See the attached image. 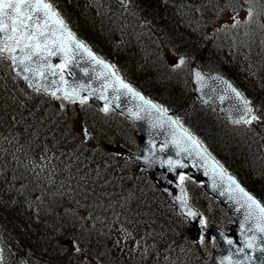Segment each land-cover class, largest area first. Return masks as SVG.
<instances>
[{
    "label": "trees",
    "instance_id": "16d2710c",
    "mask_svg": "<svg viewBox=\"0 0 264 264\" xmlns=\"http://www.w3.org/2000/svg\"><path fill=\"white\" fill-rule=\"evenodd\" d=\"M50 1L54 5L64 7L60 12L69 27L98 53L101 52L97 44L87 41L90 37L88 33L95 32V22L99 21L100 25L111 28L117 20H121L116 17L111 21L109 15L102 18V22L99 18L94 20L90 14L91 9L84 4V0ZM133 1L147 25L143 27V30L148 32L145 35L146 51H142L141 55L148 54L146 60L153 66L148 68L146 65V78L140 82L137 79H130V83L169 111L180 115L185 104L179 100L178 94L184 95V92L180 91L181 87L178 89L173 86L175 81L172 82V78L165 73L166 65L162 58V49L168 46L185 52L207 70L223 73L241 90L247 92L240 84V78L235 74L238 56L235 55L233 62L229 58L234 69H228L219 49H210V45L217 48L218 44L222 47L220 44L223 42L219 38L216 41L203 40L198 32L202 20L208 19L206 16L210 15L208 11L220 8L221 0H188L193 4L191 7L185 3V0ZM106 2L109 3L114 14L122 13L113 1L106 0ZM78 5L84 6L79 9ZM126 21L135 27L139 26L137 21L128 19ZM221 50L223 55H226L227 50ZM124 52L128 59L123 62V66L136 78L142 71L139 70L140 57L135 59L130 51ZM115 64L121 75H127L120 64ZM14 82L7 86L6 83L0 84V91L4 93L6 99L0 101V132L6 128L1 108L2 104L7 102L16 110L20 108V112L17 113L18 119L14 120L16 125L19 124L17 135L19 138L16 146L6 151L2 159L6 160L5 164L8 167L14 168L13 164H15V168H20L17 162L27 157L49 154L51 166L55 170L54 182H58L57 186L61 184L58 189L56 187L29 189L24 192L23 197L26 200L36 196L35 203L39 208L41 219V225L37 228L44 225L45 230L43 233L37 229L41 243L36 239L31 240L35 233L28 236L19 235L18 239L25 241L27 246H30L32 241L35 248L38 245L49 247V253L55 254V257L46 259L49 254L40 251L43 260L46 259L45 264H73L64 253V246L69 238L85 248L88 251L87 255L99 254L98 264H113L111 255L117 249V252L122 251L126 249L125 246L130 245L143 249L141 253L144 256L149 253H163L164 259L168 262L172 260H177L179 264L192 260L196 262L188 258L189 255L184 252L191 251V246L194 245L188 241L185 231L173 220L177 218L182 220L180 215L166 203L161 193L149 182L146 174L114 154V145L110 140L116 138L122 130L118 128L117 131L114 127L113 123L117 121L94 111L86 102H62V107L57 108L56 102L41 92H29L18 81L14 80ZM9 85L23 90L24 98L21 104L12 96L13 93L8 89ZM256 87L257 90L254 88L253 92H247L246 96L253 106H259L264 110V89ZM188 89L191 91L190 86ZM199 113L196 112L192 120L188 117L182 123L205 142L220 162L239 174L253 178L257 175L264 177V152H258V144L252 148V136H250L251 142L242 143L241 138L225 130L224 123L219 124L217 116ZM113 117L123 120L114 114ZM81 122L84 130L78 131V123ZM238 173L236 174L239 175ZM260 189L264 192L263 183ZM255 193L261 196L260 193ZM23 226L27 233L28 225ZM21 227L22 225L12 222L4 229L17 232L22 230ZM113 239L115 244L112 242ZM110 246H113L112 249ZM205 262H207L205 264H214L212 259Z\"/></svg>",
    "mask_w": 264,
    "mask_h": 264
},
{
    "label": "water",
    "instance_id": "95a60500",
    "mask_svg": "<svg viewBox=\"0 0 264 264\" xmlns=\"http://www.w3.org/2000/svg\"><path fill=\"white\" fill-rule=\"evenodd\" d=\"M116 1L125 5L124 0ZM38 16L41 26L47 20L48 30L56 32V36L50 37V39H57L58 44L61 41L68 42L67 32L69 30L66 27V31L61 33L60 25L56 23L57 19H60L58 15L46 18L43 13H39ZM75 38L79 41L77 37ZM54 50L57 51V54L48 57V60L52 65L63 64L66 58L65 53L58 47ZM91 53L99 58L94 52L91 51ZM16 55H20L18 49ZM68 55L72 59L65 66L72 76H69L66 70L57 68L55 75L46 71L44 77L37 75L33 78L32 73L23 71L21 66L14 64L10 59L8 60L11 62L12 72L30 90H40L50 98L62 96L65 100L74 101L82 100L86 96L90 103L99 109L108 105L131 118L139 128L141 139L139 153L136 155L126 154L134 158L140 166L145 167L152 178L157 179L158 187L169 202L191 220L193 226L188 231L191 237L197 239L198 223L201 217L186 202L183 189L177 184L179 173H186L197 181L203 182L204 189L219 199L235 220L236 225L230 227V234L215 227L210 230L220 245L219 251L213 252L216 264H262L264 253L260 252V248L264 247V234L255 228L259 210L253 206L254 214L247 215L249 209L245 204L246 198L241 196L235 185L229 180V176L221 171V168L202 149L198 141L180 127L173 114L164 113L157 105V107H153L155 104L132 86L131 88L138 95L121 87L120 81L126 82L117 74L110 62L99 58L105 64L112 66L105 68L98 64L85 48L77 49L75 45L71 46ZM6 56L7 54L4 58ZM33 59L36 58L33 57ZM25 76L29 79L25 80ZM61 76L63 80H61ZM222 81L230 83L219 74L206 75L196 67H192V85L196 96L202 103L212 107L230 123H235L237 120L244 122L245 119H249L252 113H244L241 99L236 97L227 84ZM53 92L55 95L52 94ZM65 92L69 93V98H65ZM102 93L106 98H101ZM242 116L243 118H241ZM189 136L192 139H189ZM159 144L165 146L164 153L158 152ZM235 181L237 182L236 179ZM254 199L257 200L255 197ZM189 210L197 215L195 217L188 216ZM229 240L232 241V244L228 243ZM248 243L254 247H248ZM16 264L25 263L18 256Z\"/></svg>",
    "mask_w": 264,
    "mask_h": 264
},
{
    "label": "rangeland",
    "instance_id": "374dc122",
    "mask_svg": "<svg viewBox=\"0 0 264 264\" xmlns=\"http://www.w3.org/2000/svg\"><path fill=\"white\" fill-rule=\"evenodd\" d=\"M98 3H99L98 0H84V4L86 6L94 5L95 9L97 10V12L92 10L94 13V17H96V19L99 18L100 22H102V18L106 17V15H107L108 7L100 6ZM83 6L84 5H78L77 7L79 9H81V8H83ZM92 11L90 10V14ZM109 17H110V19H113L112 15H110ZM246 17H247V14L243 11L242 12H236V11L226 10L222 21L215 26V29L216 30L228 29V28L232 29L234 26L238 25V22L245 20ZM97 28L98 27H96L95 31L97 33H99ZM109 31H111V28L105 27L104 32L99 34V35H101L100 42L103 43L102 44L103 46L105 45V47L113 49V50H111V52H112L111 54H116L115 51L117 50V46H119V44H118L119 41L113 39L115 41L114 42L109 37H106L104 40V36H106L105 34H109ZM209 32H211V30H209ZM239 33L241 35L240 30H239ZM136 35H138L137 32L135 34L130 33V36L132 38V40H131L132 43L135 41ZM130 36L124 42H126L127 40L130 41ZM159 42H162V41L159 40ZM134 46H135V48L137 47L136 44H134ZM140 46H141V44L136 49H133L131 47V51H133L134 55H137L140 57L139 59L141 60V62H140L141 69L144 71L142 73V76H140V75L137 76L138 79H142L143 77H146L145 74H147V72L145 71V67L149 62L148 60H146L145 57H143L141 54H139V47ZM105 52L106 51H104V53ZM115 56L117 57L118 54H116ZM164 56L166 58L167 65L168 66L170 65V67H172V69H175L177 71H183V72L187 71L188 65L190 63L189 57H186V56L181 55L179 53H175L174 51H171L170 49H166V48L164 50ZM124 60H125V57L122 60L118 59V61L120 63ZM181 60L184 61L183 64L180 63ZM150 61H152V59H150ZM142 63H144V64H142ZM4 69H6L5 65L2 62H0V71H2ZM244 69H245L244 72L246 74L245 76L247 77L246 78L247 80L255 78L253 74L250 75L251 69L248 66L244 67ZM186 73H189V72H186ZM185 76L186 75H184L182 78H184ZM187 76H188V74H187ZM250 89H252V86L250 87ZM56 106H58L57 108H59V104H56ZM2 110H3V108H2ZM17 119H15V120H17ZM10 120H13V119L10 118ZM10 120H8V121H10ZM129 126H130L131 130L129 127L128 128L126 127L125 129H123L121 131L120 135H118L119 136L118 138H115V139L112 138L110 140L112 145H116V146L121 147L120 142H122V143L124 142V144H128L129 146L131 145L129 143V139L128 140L125 139L126 135H128V134L131 135V138H134V140H135L138 133H137V130L135 127H133L131 125H129ZM81 130L83 131V128H81ZM131 143H133V142H131ZM4 160L5 159L1 158L0 163L3 164ZM13 167H15V164H13ZM1 169L4 171V164L1 166ZM6 171H9V169L7 168ZM10 171H11L10 174L14 175V168ZM6 176H7V174H6ZM7 177H9V176H7ZM23 178H24V172L21 170H18V179L16 181H14L15 184L11 183L10 181H8V179H6L0 175V218H1V220H0V249H3L2 255H3V263L4 264H14L13 258L15 257V255H14L15 250L17 248L18 249L23 248L22 242L20 240L17 242V238L14 237L15 236L14 230H11L13 232L11 234L12 237L9 236V232H11L10 230H8V231L4 230V227L6 225H8V224L11 225L12 222L18 223L19 226L22 225V227H23V228L21 227L22 230L18 231L17 234H20V235L23 234V236L24 235L28 236V235H32L35 233V235L31 238V240L33 241L36 239L40 243H41V239L38 238L40 234L37 232V229L41 230L43 233L45 230V229H43L44 225L39 226V228H37L38 225H41L40 211H39L37 204L35 202L31 203V205H30L31 207H30L29 206L30 202L28 200H23L21 197L13 196L10 193L11 188H9V187L13 185L12 189L16 190L19 187V185H18L19 182H21L23 180ZM17 190H19V189H17ZM191 196H192V198L194 197V199L196 201V205L198 206L197 208L200 211H202L206 216H209L211 219H215V221L222 224V222L225 220V214L218 207V205L216 203H214V201H212L208 197L203 196V194H200L198 191V188H192ZM16 202L21 203L22 204L21 207L18 208V206L15 204ZM27 219H28V222H26ZM21 222H22V224H20ZM24 224H27L29 227L28 228L29 231L27 233L24 230L25 229L23 226ZM41 238H43V237L41 236ZM69 241H71V244H69ZM31 242H30V244H31ZM76 244H77L76 242H74L71 238H69L67 245H73L71 247H74ZM130 247H132V246H130ZM40 248H41V246L38 245L37 248L32 247V248H28L26 250V254L28 255L27 257H28L30 264H41V261L39 262V259H42V258H40L42 251H45L49 254L46 259H51V258L55 257V254L53 255L52 253H49L48 250H46V249H43L40 252L38 250ZM69 248L70 247L67 246L65 248V250H70L72 253L75 252V249H73V248L69 249ZM212 249H213V241L211 240V237L207 234V232H205V233L202 232L201 241H200L199 247L197 248L198 255L200 253V255H202V257L204 259L208 260V258H210V254H211ZM28 251H31V252H28ZM64 253L66 254V252H64ZM136 255L138 256L140 254L137 253ZM71 258L73 259V256H71ZM79 260L84 261L85 259H84V257L81 256V258Z\"/></svg>",
    "mask_w": 264,
    "mask_h": 264
},
{
    "label": "snow or ice",
    "instance_id": "6c2138e0",
    "mask_svg": "<svg viewBox=\"0 0 264 264\" xmlns=\"http://www.w3.org/2000/svg\"><path fill=\"white\" fill-rule=\"evenodd\" d=\"M39 13H43L46 18L58 15L54 12L52 5L47 3V0H0V57H4L5 54H7V59H10L14 64L21 66L23 71L32 73L33 78L37 75L44 77L46 71L55 75V70L57 68L63 70L64 66L72 59V57L68 55L69 49L72 45H75V48L77 49L85 48L88 54L92 56L98 64L103 65L105 68L112 67L95 57L91 53V50L87 49L82 41L76 40L74 34L70 31L67 32L68 42L61 41L58 44L57 39H50V37L56 36V32L48 30L49 25L47 24V20H45L43 26H41L39 23ZM252 14V10L249 9L250 19ZM56 23L60 25L61 33L66 31V26L64 25L63 20L57 19ZM57 47L65 53L66 58L63 64L52 65L48 60V57L57 54V51L54 50ZM17 49L19 50L20 55H16ZM33 57L36 59L34 60ZM180 63L183 64L184 61L181 60ZM17 74L19 75V73ZM113 75H115V73H113ZM24 79L28 80L29 77L25 76ZM61 80H63L62 76ZM224 83L227 84V87L231 89L236 97L241 99L244 106V113L250 114L252 109L248 106L249 102L244 99L241 93L230 83ZM120 86L128 89V91L132 92L134 95H138L130 85L123 81H120ZM52 94L55 95V92ZM65 98H69V93L65 92ZM101 98H106L103 93L101 94ZM145 102L148 103L147 101ZM153 107L157 106L153 105ZM105 111H107V108H105ZM241 118H243V116ZM256 119L257 117L253 115L250 116L249 119H245L244 122L250 123L252 120ZM236 122L239 123L240 121L237 120ZM189 139H192L191 136H189ZM169 163L171 164L172 162ZM221 171H223L222 166ZM229 180L235 185L241 196L246 198L245 204L249 209L247 215L251 216L254 214L255 209L259 210L255 228L258 229L261 234H264V205H261L253 196L246 192L244 188L235 181V179L229 177ZM253 206H255V209H253ZM196 215L195 212L189 210L188 216L195 217ZM200 223L205 227L207 226L206 221L203 219L200 220ZM228 243L232 244V241L229 240ZM247 246L254 247L251 243H248ZM75 250L77 252L80 251L78 247ZM260 252L264 253V247L260 248ZM2 253L3 249H0V264H3ZM262 264H264V258H262Z\"/></svg>",
    "mask_w": 264,
    "mask_h": 264
},
{
    "label": "bare ground",
    "instance_id": "6f19581e",
    "mask_svg": "<svg viewBox=\"0 0 264 264\" xmlns=\"http://www.w3.org/2000/svg\"><path fill=\"white\" fill-rule=\"evenodd\" d=\"M254 60H256L257 61V59L254 57ZM258 62V61H257ZM6 163V160H4V163L3 164H5ZM3 164H1L0 163V165L2 166ZM13 184H15L14 182H13ZM31 199H34V197H32Z\"/></svg>",
    "mask_w": 264,
    "mask_h": 264
}]
</instances>
